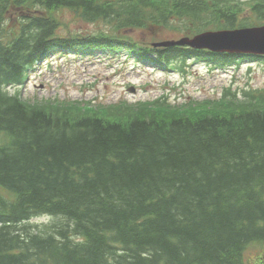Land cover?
<instances>
[{"label": "trees", "instance_id": "trees-1", "mask_svg": "<svg viewBox=\"0 0 264 264\" xmlns=\"http://www.w3.org/2000/svg\"><path fill=\"white\" fill-rule=\"evenodd\" d=\"M46 2L87 16L95 0ZM247 2L116 0L95 17L108 31L75 38L94 46L143 18L169 28L193 19L190 32L204 19L260 24L264 0ZM54 26L30 16L6 34L0 24V74L25 78L33 58L59 43ZM144 48L178 70L260 59ZM238 91L192 109L145 105L128 122L0 91V264H235L247 246L264 244V89ZM41 215L50 221L33 222Z\"/></svg>", "mask_w": 264, "mask_h": 264}, {"label": "rangeland", "instance_id": "rangeland-1", "mask_svg": "<svg viewBox=\"0 0 264 264\" xmlns=\"http://www.w3.org/2000/svg\"><path fill=\"white\" fill-rule=\"evenodd\" d=\"M23 11V6L10 10L9 26H16ZM80 23L72 16L61 32H76ZM131 35L134 40L146 42L176 39L177 36L175 29L157 31L151 28L137 29ZM51 59L50 64L32 74L27 90H21L25 96L83 100L98 97L105 104L118 100L156 101L166 96L172 103L186 102L189 106V101L217 100L223 88L264 89V65L256 63H241L238 68L226 70H211L206 65L195 64L180 74L151 64L135 65L131 58L125 57L99 55L98 61H84L78 57L53 55ZM39 219L49 220L47 217ZM253 249L247 248L245 254L255 257L257 253Z\"/></svg>", "mask_w": 264, "mask_h": 264}, {"label": "water", "instance_id": "water-1", "mask_svg": "<svg viewBox=\"0 0 264 264\" xmlns=\"http://www.w3.org/2000/svg\"><path fill=\"white\" fill-rule=\"evenodd\" d=\"M184 42L212 50L264 54V26L233 31L206 32L195 36L192 40H184Z\"/></svg>", "mask_w": 264, "mask_h": 264}]
</instances>
